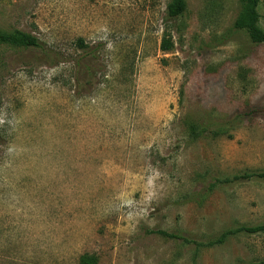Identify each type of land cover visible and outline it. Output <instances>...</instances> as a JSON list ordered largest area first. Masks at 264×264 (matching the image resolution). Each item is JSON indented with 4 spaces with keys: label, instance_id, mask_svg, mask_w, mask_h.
Here are the masks:
<instances>
[{
    "label": "rangeland",
    "instance_id": "rangeland-1",
    "mask_svg": "<svg viewBox=\"0 0 264 264\" xmlns=\"http://www.w3.org/2000/svg\"><path fill=\"white\" fill-rule=\"evenodd\" d=\"M171 2L0 0V31L40 42L0 45V264L264 259V234L194 260L148 233L207 242L264 223V180L217 183L264 170V43L235 28L239 0H187L163 52ZM237 114L226 135L189 133Z\"/></svg>",
    "mask_w": 264,
    "mask_h": 264
},
{
    "label": "trees",
    "instance_id": "trees-1",
    "mask_svg": "<svg viewBox=\"0 0 264 264\" xmlns=\"http://www.w3.org/2000/svg\"><path fill=\"white\" fill-rule=\"evenodd\" d=\"M242 5V11L235 21V28L237 30L245 31L250 37L251 41L255 44L264 43V29L260 25L261 14L259 12V6L261 0H239ZM187 10V0H172L167 8V25L165 30V37L162 41L161 49L163 52H170L173 49V42L170 34V25L172 21L179 19ZM0 45H6L10 47L20 48V49H30L38 48L40 42L37 38L23 33V32H1L0 31ZM79 47L82 49H89L82 40L78 43ZM92 59H95V54L89 53ZM93 67H86V74L92 76L95 74ZM238 118V119H237ZM240 121V115H235L234 117H228L225 120L220 121H205L202 124H192L189 125V133L193 138H199L201 136H206L207 134H212L215 137L228 134V132L235 128ZM236 124V125H235ZM5 144L4 135L0 132V157L1 148ZM264 180V170L246 172L244 174L235 175L232 178L218 179L217 183H233L240 182L243 180ZM212 186H215L212 185ZM194 196V194H193ZM150 234H157L165 238L173 240H181L184 244H190L195 246V258L198 256L201 248L214 247L216 245L225 244L229 238L238 235H257L264 234V223L248 226L242 225L236 228L229 229L225 231L221 236L211 239L207 242H198L192 240L184 235L177 233H169L164 230H150ZM98 259L95 254H85L79 258V264H97ZM247 264H264V259L257 262H250Z\"/></svg>",
    "mask_w": 264,
    "mask_h": 264
}]
</instances>
